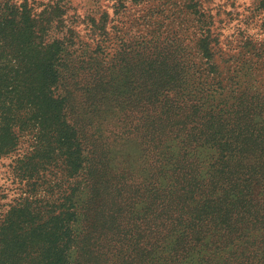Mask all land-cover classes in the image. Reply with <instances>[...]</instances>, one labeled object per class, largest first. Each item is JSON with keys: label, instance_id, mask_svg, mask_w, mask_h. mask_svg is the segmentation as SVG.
Returning a JSON list of instances; mask_svg holds the SVG:
<instances>
[{"label": "trees", "instance_id": "obj_1", "mask_svg": "<svg viewBox=\"0 0 264 264\" xmlns=\"http://www.w3.org/2000/svg\"><path fill=\"white\" fill-rule=\"evenodd\" d=\"M60 7L0 0V154L29 136L13 169L46 195L9 208L0 264H189L210 239L236 237L263 261L264 98L248 87L204 96L175 50L174 89L80 132L70 101L95 69L63 52ZM213 42L202 40L208 62Z\"/></svg>", "mask_w": 264, "mask_h": 264}, {"label": "rangeland", "instance_id": "obj_2", "mask_svg": "<svg viewBox=\"0 0 264 264\" xmlns=\"http://www.w3.org/2000/svg\"><path fill=\"white\" fill-rule=\"evenodd\" d=\"M27 1L36 10L45 5L61 6L62 27L56 36L63 38V52L81 53L75 63L78 68L95 66L91 65L95 71L87 77L89 86L84 87L82 97L75 95L70 101L72 110L78 111L75 123L80 132L147 100L160 99V87L174 89L180 76L176 74L182 72L172 71L177 58L167 54L175 50L189 55V75L183 76L199 84L204 96L211 94L213 87L225 93L248 87L247 92L264 98V0ZM69 28L75 30L72 42L68 40ZM206 36L216 38L208 45L214 52L211 62L204 56L202 40ZM79 82L81 85L83 80L79 78ZM32 144L29 136H21L13 151L0 154V224L22 197H46L41 186L30 193V186L13 169ZM245 233L253 235L255 242L260 240L256 232ZM204 247L200 245L191 253L189 264H264L261 250L253 252L255 245L250 247L240 237L217 243L210 239L207 253ZM216 248L224 252L210 255ZM199 254L205 255L207 263L196 261Z\"/></svg>", "mask_w": 264, "mask_h": 264}]
</instances>
